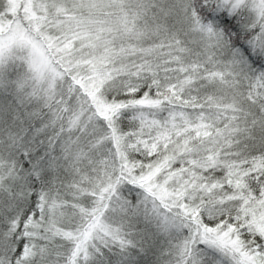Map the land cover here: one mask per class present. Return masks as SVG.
Returning a JSON list of instances; mask_svg holds the SVG:
<instances>
[{
	"label": "snow or ice",
	"instance_id": "1",
	"mask_svg": "<svg viewBox=\"0 0 264 264\" xmlns=\"http://www.w3.org/2000/svg\"><path fill=\"white\" fill-rule=\"evenodd\" d=\"M0 264H264V0H0Z\"/></svg>",
	"mask_w": 264,
	"mask_h": 264
}]
</instances>
